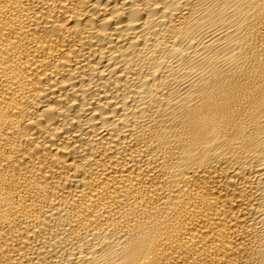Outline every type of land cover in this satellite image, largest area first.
I'll use <instances>...</instances> for the list:
<instances>
[{
  "label": "bare ground",
  "instance_id": "1",
  "mask_svg": "<svg viewBox=\"0 0 264 264\" xmlns=\"http://www.w3.org/2000/svg\"><path fill=\"white\" fill-rule=\"evenodd\" d=\"M0 264H264V0H0Z\"/></svg>",
  "mask_w": 264,
  "mask_h": 264
}]
</instances>
